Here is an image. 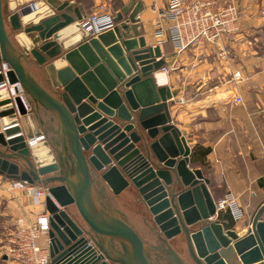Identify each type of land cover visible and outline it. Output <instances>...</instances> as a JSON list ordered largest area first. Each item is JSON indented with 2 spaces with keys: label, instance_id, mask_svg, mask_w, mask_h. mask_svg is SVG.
<instances>
[{
  "label": "water",
  "instance_id": "1",
  "mask_svg": "<svg viewBox=\"0 0 264 264\" xmlns=\"http://www.w3.org/2000/svg\"><path fill=\"white\" fill-rule=\"evenodd\" d=\"M33 1L0 0V64L29 109L0 100V176L48 188L50 264H162L152 252L186 264L176 248L189 264H264V202L242 236L215 213L209 180L188 167L171 123L170 89L155 84L164 59L136 30L139 5L91 36L73 3ZM106 189L135 195L156 244L117 215Z\"/></svg>",
  "mask_w": 264,
  "mask_h": 264
},
{
  "label": "crops",
  "instance_id": "2",
  "mask_svg": "<svg viewBox=\"0 0 264 264\" xmlns=\"http://www.w3.org/2000/svg\"><path fill=\"white\" fill-rule=\"evenodd\" d=\"M59 1L73 3L85 17L99 5L105 7L102 14L109 17L125 5L131 6L130 11L139 5L136 30L146 45L160 48L164 65L153 76L157 87L170 89L171 99L167 103L171 104L168 108L171 123L191 151L188 167L201 170L209 180L207 189L214 202L227 195L236 199L244 212L243 219L234 222L227 213L219 214V219L226 218L230 229L244 235L264 202V0H219L233 2L238 7V30L227 42L218 45L200 42L182 52L168 40L154 36L155 20L166 8L167 0ZM33 4L40 8L45 3L36 0ZM29 70L47 86L35 66L30 65ZM236 74L239 77L235 78ZM7 119L5 123L10 121ZM106 194L117 215L145 242L156 244L145 209L135 195L123 191L113 196L107 189ZM42 212H45L44 203L33 206L23 191L0 189L3 224L9 222L14 229L17 219L34 221ZM36 244L47 250V234L39 235ZM8 248L6 244V252ZM176 252L184 263H190L182 249L176 248Z\"/></svg>",
  "mask_w": 264,
  "mask_h": 264
},
{
  "label": "built area",
  "instance_id": "3",
  "mask_svg": "<svg viewBox=\"0 0 264 264\" xmlns=\"http://www.w3.org/2000/svg\"><path fill=\"white\" fill-rule=\"evenodd\" d=\"M103 12H105V7L99 5L94 13L82 21V26L91 36H96V34L112 27L111 17L102 14ZM239 19L240 11L233 2L167 0L166 8L159 12L155 20L154 36L162 41L168 40L178 52L200 42L218 45L227 42L231 35L238 30ZM7 71V65L1 63L0 75L3 80L0 81V100L8 97L19 98L25 109L29 111L21 86L8 84ZM164 71H166L165 68ZM234 76L235 78L239 77L238 74ZM13 121L10 120L7 124L13 123ZM16 126L17 124H13L10 127ZM4 130L5 128L0 124V133H3ZM41 140L42 137L34 141L36 143ZM0 189L8 192L23 191L35 207L42 205L45 198L50 197L47 187L30 185L25 181L10 180L1 176ZM214 207L216 214L227 213L234 222H238L244 217L242 208L230 195L215 201ZM48 230V215L45 212L38 214L34 221H28L26 218L17 219L8 240L9 256L19 264H50L48 251L36 244L37 237L47 234Z\"/></svg>",
  "mask_w": 264,
  "mask_h": 264
},
{
  "label": "rangeland",
  "instance_id": "4",
  "mask_svg": "<svg viewBox=\"0 0 264 264\" xmlns=\"http://www.w3.org/2000/svg\"><path fill=\"white\" fill-rule=\"evenodd\" d=\"M263 217H264V213H263ZM13 230L14 229H13L12 224H9V222H5L3 224L0 221V264H16V263H18L17 261H15L13 258H11L9 256L8 250H7V252L5 250V246H6V244H8V238H10L9 235L13 232ZM152 255L153 254H151V256Z\"/></svg>",
  "mask_w": 264,
  "mask_h": 264
},
{
  "label": "flooded vegetation",
  "instance_id": "5",
  "mask_svg": "<svg viewBox=\"0 0 264 264\" xmlns=\"http://www.w3.org/2000/svg\"><path fill=\"white\" fill-rule=\"evenodd\" d=\"M151 254H153V253H151ZM151 257L152 258L154 257V259L159 260L162 264H171L170 262L163 260V257L161 255L153 254Z\"/></svg>",
  "mask_w": 264,
  "mask_h": 264
}]
</instances>
